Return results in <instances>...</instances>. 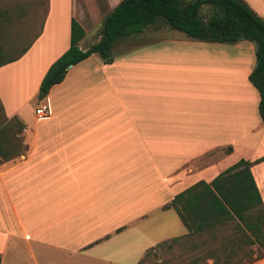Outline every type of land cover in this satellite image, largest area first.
Masks as SVG:
<instances>
[{
	"label": "crops",
	"instance_id": "obj_1",
	"mask_svg": "<svg viewBox=\"0 0 264 264\" xmlns=\"http://www.w3.org/2000/svg\"><path fill=\"white\" fill-rule=\"evenodd\" d=\"M48 1L29 49L0 67L4 113L25 124L22 153L0 157V264H115L104 241L125 239L126 225L159 211L149 245L183 235L186 227L164 204L241 158L264 156L259 94L247 78L255 53L249 43L228 48L168 26L153 29L132 47L119 42L110 63L92 54L70 66L37 102L47 100L48 116L31 125L23 116L37 90L16 100L3 83L23 66L38 87L68 48L77 6L68 0V44L59 49L57 31L47 30ZM119 1L87 0L80 17L97 19ZM251 171L264 203V159ZM127 247L120 242V255ZM244 264H264V256Z\"/></svg>",
	"mask_w": 264,
	"mask_h": 264
},
{
	"label": "trees",
	"instance_id": "obj_2",
	"mask_svg": "<svg viewBox=\"0 0 264 264\" xmlns=\"http://www.w3.org/2000/svg\"><path fill=\"white\" fill-rule=\"evenodd\" d=\"M38 1L35 0L36 9ZM30 4L34 1H15L11 7L0 8V67L20 58L39 32L33 33L19 50V44L35 27L34 17L27 22L22 35L8 32L13 20L27 16L26 7ZM159 20L200 41L234 43L248 40L254 43L255 64L247 78L258 91V114L264 126V18L243 0H120L103 17L99 37L85 49L79 47L85 30L71 17L69 46L46 70L38 98L45 97L53 85L60 83L70 66L92 54H98L104 63L112 62V48L118 39L139 34ZM24 128V122L17 116L6 117L0 100L2 160L22 153L25 146L20 137ZM263 159L264 156L254 160L241 158L211 181L199 180L175 194L162 208H172L187 232L147 248L136 264H208V260L212 264H244L262 258L264 203L251 167ZM254 245L261 249L255 255L250 249ZM174 248H178L180 258L184 254L188 257L172 262L159 256L160 252ZM243 251L249 252L245 260L241 259Z\"/></svg>",
	"mask_w": 264,
	"mask_h": 264
},
{
	"label": "rangeland",
	"instance_id": "obj_3",
	"mask_svg": "<svg viewBox=\"0 0 264 264\" xmlns=\"http://www.w3.org/2000/svg\"><path fill=\"white\" fill-rule=\"evenodd\" d=\"M15 1H23V0H0V8L3 7H11L12 4ZM25 1H30V0H25ZM33 5H29L26 7L27 11V16L24 17L21 20H13L12 24L8 26V32H11V35L15 33V35H22V33H25L24 28L27 25L28 21H31V19L34 17V23H35V28L38 29L42 18H44V14L46 13L47 10V4L49 3L48 0H39V7L35 5V0ZM87 0H74V5L77 6V12L76 16L77 21H82L83 27L85 29V36L83 39L80 40L79 42V47L81 49H85L89 44L94 42L98 37H99V30L101 28V23L103 17L109 13L112 9H106L105 7H102L101 10L97 13L99 15L100 12H102L97 19H92L91 15L94 17L93 14H90V16L86 13H84V18L82 19L80 17V8L84 7V2ZM104 0H99L100 3H102ZM246 2L259 16L264 18V0H243ZM51 2V10L49 13L48 21L47 23V30L48 31H57V36L59 37V40L62 41L59 49L62 48L65 44H68V30H67V23H66V17H67V4L69 3L68 0H50ZM92 0H88L87 3H91ZM262 12V14L258 13V10ZM47 17V16H46ZM81 23V22H80ZM167 26L165 22L162 20L157 21L154 24L149 25L145 30L139 34H135L132 36H126L123 38L118 39L115 44L113 45L112 51H113V57L115 56V47L116 45L120 42V49L126 48L127 46H134L135 44H139L141 42H144L148 40L149 34L152 33L153 29H159L160 27H165ZM168 31L170 32H179L178 30L171 29L168 26ZM27 33V32H26ZM31 33V34H30ZM27 38L22 41V43L19 44L17 47V50L21 49L23 46H25L29 39L32 37L33 33L35 32H30ZM30 37V38H29ZM47 41V40H46ZM235 43V42H234ZM237 43H249L252 45L253 51L255 53V45L253 42L248 41V40H239ZM236 44V43H235ZM235 44L233 43H221V46H226L228 48L233 47ZM58 49V50H59ZM148 48H146V51ZM123 54V53H120ZM99 56L98 54H96ZM23 66H18L13 70L11 74V80L3 83L4 88H6L7 91L13 92L14 98L17 99H22L23 97L25 98L26 96H30L33 92V90H37L39 92V85L36 87L37 84V79L36 77L34 78L31 76L28 72L29 68L26 70L25 68H20ZM8 77V76H7ZM167 82V81H164ZM238 87L236 88L237 90V98L240 100L243 96V91L240 88H242L240 85H237ZM243 89V88H242ZM37 102H39L38 98V93L28 101V104L26 105L25 110L27 113L23 116L24 120L28 123L31 124L33 123V120L35 118V108L37 105ZM43 102H47V100H44ZM25 107V106H24ZM170 215L174 219H177L179 221V218L177 214L173 211L170 210ZM163 215L162 212H156L144 219L138 220V221H133L129 223L128 225L125 226L124 233H126L123 237L125 239L120 240V234L119 235H114L112 236L111 240L104 241V245L107 248L108 247V252H107V258L110 261H113L115 264H130L134 263L136 264L138 260L144 255V252L146 251L147 248H149L151 245H149L151 242L155 241V237L153 238L151 235L154 233L152 229H155V221H151L152 218L156 216H161ZM175 232V231H173ZM128 234V236H127ZM130 234V236H129ZM176 234V233H175ZM162 241V240H160ZM157 241L156 243L160 242ZM120 242L128 245L126 253L123 255H120V249H118V246H120ZM154 243V244H156ZM250 249L254 251V255L260 251L261 249L257 246H250ZM131 253V254H130ZM178 248H174L173 250L169 251H164L160 252L159 256L169 259L170 261H179L182 259H185L188 257L186 254L182 255L180 258L178 256L179 254ZM242 256L241 259H246V255H249V252L247 253L246 251L241 252ZM208 264H212L211 260H208Z\"/></svg>",
	"mask_w": 264,
	"mask_h": 264
},
{
	"label": "built area",
	"instance_id": "obj_4",
	"mask_svg": "<svg viewBox=\"0 0 264 264\" xmlns=\"http://www.w3.org/2000/svg\"><path fill=\"white\" fill-rule=\"evenodd\" d=\"M50 111L49 104L46 102H41L36 108H35V116L40 119L48 116Z\"/></svg>",
	"mask_w": 264,
	"mask_h": 264
}]
</instances>
